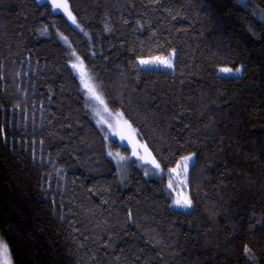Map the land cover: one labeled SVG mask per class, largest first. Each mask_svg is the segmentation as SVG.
<instances>
[{
    "label": "trees",
    "instance_id": "16d2710c",
    "mask_svg": "<svg viewBox=\"0 0 264 264\" xmlns=\"http://www.w3.org/2000/svg\"><path fill=\"white\" fill-rule=\"evenodd\" d=\"M63 1L0 0L13 264H264V0ZM76 60L133 141L100 127ZM187 156L190 213L169 188Z\"/></svg>",
    "mask_w": 264,
    "mask_h": 264
},
{
    "label": "rangeland",
    "instance_id": "374dc122",
    "mask_svg": "<svg viewBox=\"0 0 264 264\" xmlns=\"http://www.w3.org/2000/svg\"><path fill=\"white\" fill-rule=\"evenodd\" d=\"M49 1V0H48ZM58 3H65L63 0H57ZM64 13H67L64 9H62ZM176 52H173L170 56L167 57H157L151 59H141L139 60V64L142 69L144 70H166V71H174L176 65ZM143 61V63H142ZM167 61V63H165ZM76 68L79 66L78 60H76ZM168 63L171 64V67L168 66ZM223 69V68H222ZM78 72L80 73L81 81L83 87L86 90L87 97L92 107L96 119L101 128L105 129L106 131L110 132L112 135H116L117 138L120 140L121 143H130L133 141V133L127 126L125 122L122 121L117 115L111 114L106 106L104 99L101 95V92L95 83L94 79L87 73L86 71H82V69L78 68ZM221 76L224 77H231V78H238L241 77L243 74V68L240 73H236L233 71L231 73L222 72L221 69L219 71ZM96 97H99L97 99ZM103 101V103H101ZM195 161V157L192 156V160L188 162L187 169L184 168L183 160L177 165V167L172 170L169 174L170 181L172 187L170 188L173 191V195L175 197L174 209L186 213H190L193 206L191 203V207H185L184 201L185 199H189L188 193V184H189V172L190 168L192 167ZM189 170V171H188ZM177 201L180 203L178 204ZM5 245L0 239V248ZM9 251V250H8ZM10 256V253H9ZM3 254L0 251V264H3ZM10 264H13L11 256H10Z\"/></svg>",
    "mask_w": 264,
    "mask_h": 264
},
{
    "label": "snow or ice",
    "instance_id": "6c2138e0",
    "mask_svg": "<svg viewBox=\"0 0 264 264\" xmlns=\"http://www.w3.org/2000/svg\"><path fill=\"white\" fill-rule=\"evenodd\" d=\"M52 2V7L53 9H64L65 11H67L68 9V5L67 3H58L57 0H51ZM68 16L70 19H72L73 23H76L75 21V18L72 17V14L71 12H68ZM79 26V25H77ZM143 63V61H142ZM165 63H167V61H165ZM168 66L171 67V64L168 63ZM73 67H76V65H73ZM222 72H226V73H231L232 72V69L230 68H223L221 69ZM236 73H240L242 71V68H236ZM97 99H99V97H96ZM101 103H103V101H101ZM192 160V156H187V157H184L183 158V164H184V168L187 169L188 167V162ZM157 168H159V164L156 165ZM172 187V184L171 182L169 183V188ZM177 203L179 204L180 202L177 201ZM184 206L185 207H191V200L189 199H185L184 201ZM0 251H2V254H3V257H4V260H3V264H10V256H9V251H8V247L7 245H3L2 248H0ZM251 250L250 249H245V252L248 253L250 252Z\"/></svg>",
    "mask_w": 264,
    "mask_h": 264
},
{
    "label": "water",
    "instance_id": "95a60500",
    "mask_svg": "<svg viewBox=\"0 0 264 264\" xmlns=\"http://www.w3.org/2000/svg\"><path fill=\"white\" fill-rule=\"evenodd\" d=\"M239 1H244V0H239Z\"/></svg>",
    "mask_w": 264,
    "mask_h": 264
}]
</instances>
